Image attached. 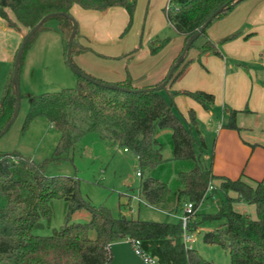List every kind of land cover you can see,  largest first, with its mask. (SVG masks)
I'll return each mask as SVG.
<instances>
[{
  "label": "trees",
  "instance_id": "obj_1",
  "mask_svg": "<svg viewBox=\"0 0 264 264\" xmlns=\"http://www.w3.org/2000/svg\"><path fill=\"white\" fill-rule=\"evenodd\" d=\"M236 1L169 0L164 13L177 33L185 37L186 45L215 11L226 7L227 11L216 16L202 33L201 37H207L211 24L232 11L237 6ZM74 5L97 11L124 7L129 14L127 32L133 22L136 0H0V18L12 29L19 30L22 25L30 30L50 13L70 14ZM7 10L13 13L15 20ZM51 19L58 21L57 30L67 49L72 22L63 15L55 16L47 19L31 37L22 60L35 36L47 29L46 23ZM239 35L236 33L225 42ZM168 42V37L157 38L151 44V52L156 54ZM75 45L76 42L72 47V56ZM194 46L195 43L190 50ZM219 46L207 38L199 49L200 55L222 57ZM184 62L161 91L138 92L139 88L134 86L131 78L115 83L120 87L115 90L78 76L74 88L32 97L25 126L37 118H46L60 131L61 137L53 157L43 162L37 163L18 152L0 154V264H109L112 259L109 246L127 239L138 241L142 253L160 264H215L205 259L196 248L185 247L181 222H154L122 215L115 217L105 206L98 207L86 201L75 178L46 174L49 162L66 159L76 143L91 132L127 148L138 159L141 181L137 196L148 207L172 215L189 201L195 204L197 210L204 199L222 194L224 197L221 198L218 212L205 215L203 220L225 222L216 230L206 232L204 242L227 249L231 264H264V182L254 181L245 175L233 180L213 174L212 165L204 155L205 141L201 137L198 139L199 120L196 112L190 110L186 120L177 110L173 97L182 94L209 109L215 102V96L205 91L170 93L168 90V85L184 71ZM15 106L12 70L0 101V131L12 119ZM225 112L229 119L224 127L240 132L237 118L245 111L226 107ZM162 131L171 133L170 158L164 153L165 146L160 139ZM170 162L180 167L181 164H191L192 167L178 170L173 180L175 184H171V180L159 176V172ZM230 192L235 193L236 197L230 196ZM58 199H64L68 204L67 220L74 212L87 210L90 221L66 222L52 235L36 234V230L52 221L53 202ZM240 203L254 205L256 218L237 211L234 205ZM190 228L192 232L195 231L192 226Z\"/></svg>",
  "mask_w": 264,
  "mask_h": 264
},
{
  "label": "crops",
  "instance_id": "obj_2",
  "mask_svg": "<svg viewBox=\"0 0 264 264\" xmlns=\"http://www.w3.org/2000/svg\"><path fill=\"white\" fill-rule=\"evenodd\" d=\"M168 3L169 0H148L146 8L144 3L137 6L127 32L129 14L124 7L97 11L74 5L70 15L78 23V33L73 62L86 74L105 83L115 84L131 78L137 88L157 86L165 80L185 47V37L177 33L164 13ZM143 11L144 19L143 14L140 15ZM99 14H103L109 23L108 28H103L100 40L97 39L98 45L95 37L100 33L96 27L91 29L89 23ZM166 30L170 32L167 36L169 42L153 54L152 42L156 38L162 39ZM236 33L240 35L225 42ZM19 35L23 38L24 34ZM201 38V44L189 50L183 64L186 66L184 71L168 85V90L170 93L205 91L215 96L209 109L182 94L173 97L177 110L186 120L189 111L194 110L199 128L206 125L214 132L211 164L214 175L233 180L245 175L264 182V0H245L238 4L214 21L207 30V37ZM207 38L220 45L222 57L200 55L199 49ZM114 44L118 45L117 48L113 47ZM16 53L17 50L11 57L13 64ZM164 95L168 98L166 92ZM226 107L245 111L239 115L240 132L224 127ZM218 108L223 109L222 121L218 120ZM255 119L261 120L260 126L252 123ZM244 120H248V124ZM256 128L260 131L258 136H254ZM206 149V158L209 159L208 144ZM200 231L201 226L197 233Z\"/></svg>",
  "mask_w": 264,
  "mask_h": 264
},
{
  "label": "rangeland",
  "instance_id": "obj_3",
  "mask_svg": "<svg viewBox=\"0 0 264 264\" xmlns=\"http://www.w3.org/2000/svg\"><path fill=\"white\" fill-rule=\"evenodd\" d=\"M143 3L146 8L148 0H136V10L137 6L141 7ZM7 11L9 16L15 20L13 13L10 10ZM141 14H143L142 18L144 19L145 11L143 13L140 12ZM108 23L103 14H99L97 19L90 21L89 27L91 29L96 27L100 33L99 36L95 37L96 42H93L99 45L97 39L102 36L103 28H108ZM57 26V20H49L46 23L47 29L42 30L35 36L31 46L24 55L19 72L21 96L19 113L7 133L0 138V154L18 152L37 163L51 159L54 155L61 137L60 131L54 128L46 118H37L28 126L25 125L32 107V97L45 93L60 92L64 89L74 88L77 85L78 76L67 63V49L63 43L61 33L57 30ZM20 27L21 29L19 30L12 29L8 27L4 19L0 18V101L3 98L8 79L13 70L12 54L16 50L18 51L22 42L19 34H26L29 31L22 25ZM93 32L92 30L91 33ZM169 34V30H166L163 33V38L170 36ZM201 41L202 38H199L192 49L199 46ZM117 46L113 45L115 48ZM73 58L74 55L72 56ZM216 113L218 114V120L222 121L223 109L218 108ZM239 115L237 124L241 122ZM226 116L227 124L229 116L228 114ZM259 121L261 120L255 119L252 123L260 126ZM244 123L248 124V120H244ZM259 133L260 131L257 129L254 136H258L257 134ZM199 137L203 138L205 144L209 146L208 163L212 164V148L216 138L215 134L205 125L199 128L198 139ZM160 139L165 146L164 153L166 157L170 158L171 148L169 142L171 133L162 131ZM206 151L207 149L204 148V155H206ZM177 165L175 162L168 163L166 168L159 172V176L165 180H171L170 183L175 184V181H173L176 178L175 173L180 169L188 170L192 167L191 164H181V167ZM139 168L138 159L127 148L108 142L102 139L100 134L91 132L84 135L76 143L74 149L66 156V159L61 162H49L46 174L48 176L75 178L79 182L81 195L86 201L98 207L105 206L115 217L122 215L127 218L154 222H180V218L183 215L182 208L176 214L167 215L162 211L148 207L138 200V188L141 181V178L137 176ZM229 195L236 197L233 192H230ZM129 196H132L130 198L132 199L131 203L129 202ZM223 197L222 194H216L213 197L204 199L198 206L190 224L195 229L193 233L197 238L194 248L205 259L215 264H231L229 251L219 245L205 243L203 237L207 230L214 231L225 221H204L203 217L216 214ZM234 206L237 211L246 212L252 218H256L254 205L240 203ZM53 210L54 217L52 221L50 223L46 222L43 228L36 230V234L52 235L64 226L66 222L87 223L91 219L87 210H79L71 214L69 220H67L68 204L64 199L55 200L53 202ZM199 226H201V231L197 233ZM92 236L94 237V233Z\"/></svg>",
  "mask_w": 264,
  "mask_h": 264
},
{
  "label": "water",
  "instance_id": "obj_4",
  "mask_svg": "<svg viewBox=\"0 0 264 264\" xmlns=\"http://www.w3.org/2000/svg\"><path fill=\"white\" fill-rule=\"evenodd\" d=\"M245 0H237V5L242 3ZM227 11L226 7H221L217 11L213 13V15L210 17L209 21L205 23V25L197 31L194 35H192L189 40L187 41L183 51L181 52L180 56L176 60V62L172 65L170 68L167 77L165 78L164 82L161 85L149 87V88H139L137 89L138 92H154V91H161L171 80L173 73L175 70L185 61L186 55L190 50V47L192 44H194L197 39H199L202 35V33L207 29L208 25L214 20L216 16L219 14L225 13ZM63 15L66 18H68L73 25L72 32L70 34L68 43H67V63L71 67V69L75 72L77 76L84 77L86 79L91 80L96 85H100L104 88L108 89H119L120 87L111 83H103L101 81H97L94 79H91L84 75V73L75 66L73 60H72V47L75 43V38L78 33V23L77 21L67 13H50L46 16H44L33 28H31L26 34L23 35L21 45L16 53L15 61H14V68H13V82L14 87L16 91V106L15 111L12 119L10 122L4 127L2 131H0V138L7 133V131L10 129L14 121L16 120L19 108H20V88H19V71H20V64L21 60L24 54L25 47L28 43V41L31 39V37L38 31V29L41 27V25L49 18H53L55 16ZM127 91V89H124ZM134 156V154H133ZM109 250L112 254V259L109 264H148L137 252L135 251L133 244L130 240H125L121 242L113 243L109 246Z\"/></svg>",
  "mask_w": 264,
  "mask_h": 264
},
{
  "label": "built area",
  "instance_id": "obj_5",
  "mask_svg": "<svg viewBox=\"0 0 264 264\" xmlns=\"http://www.w3.org/2000/svg\"><path fill=\"white\" fill-rule=\"evenodd\" d=\"M137 176H141L140 170L137 172ZM211 189V188H210ZM183 215L180 218V222L182 225V242L186 248L192 249L194 248V244L196 243V238L194 233L191 231L190 224L192 222L193 216L196 214L195 204L191 201L187 202L183 206ZM130 240L133 244V247L137 254H139L148 264H160L158 261L152 257L145 256L139 248V242Z\"/></svg>",
  "mask_w": 264,
  "mask_h": 264
}]
</instances>
